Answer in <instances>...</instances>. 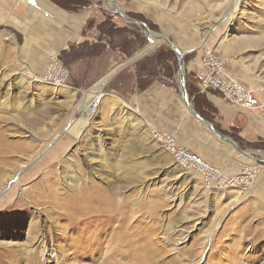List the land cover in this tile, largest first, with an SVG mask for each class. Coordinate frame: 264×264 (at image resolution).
Wrapping results in <instances>:
<instances>
[{"label": "rangeland", "instance_id": "374dc122", "mask_svg": "<svg viewBox=\"0 0 264 264\" xmlns=\"http://www.w3.org/2000/svg\"><path fill=\"white\" fill-rule=\"evenodd\" d=\"M54 1L70 13H91L83 29L88 42L71 44L50 58H58L69 71L68 90L43 79L50 61L41 76L32 75L16 60L17 45L0 32V264H28L32 255H23L38 230L49 231L46 226L54 220L74 234L86 223L64 218L65 206L87 203L100 193L112 205L111 228L130 227L132 243L126 247H135L139 263L264 264V138L243 137L240 126L219 122L208 96L228 101L218 92L203 91L198 72L207 52L222 58L230 75L253 90L257 108L247 110L264 123V0ZM148 30L164 42L153 45ZM166 38L184 50L193 108L235 145L217 136V153L204 152L201 139L192 144L189 128L170 124L168 101L161 95L133 108L105 84L98 112H90L91 102L85 107L86 92L99 81L80 84L89 82L110 57L115 62L109 73L117 70L110 80L132 65L141 83L171 84L180 98L179 56ZM124 77L130 80L131 75ZM158 128L167 133L180 129L182 145L213 164L217 156L222 161L217 166L239 183L206 186L163 147ZM51 140L55 143L41 153ZM225 153L233 160L223 159ZM18 172L19 178H11ZM47 235L50 247L55 245ZM121 255L113 256L112 264L136 262L128 252ZM39 258L37 264H61Z\"/></svg>", "mask_w": 264, "mask_h": 264}, {"label": "crops", "instance_id": "0c3cea01", "mask_svg": "<svg viewBox=\"0 0 264 264\" xmlns=\"http://www.w3.org/2000/svg\"><path fill=\"white\" fill-rule=\"evenodd\" d=\"M89 18H91V13L88 11L70 13L54 0H0V32L3 33L1 37L9 36L12 45L14 43L17 45L16 60L23 63L35 77L43 74L52 55H61L71 44L81 46L86 43L87 37L83 36V29ZM114 62L115 59H111V57L104 63L102 62V65L97 68L96 74L90 75L89 82H84L80 86L92 85L103 79L112 70ZM200 70L201 68H198L199 76ZM126 74L131 75L130 80L125 79ZM106 84V86L110 84L109 90L112 93L121 95L124 101L133 108H142L148 99L163 96L168 101L167 119L170 124L179 128L185 125L189 128V141L193 144L195 142L192 141L203 140L201 144L204 147V152L208 150L220 152L221 145L217 141V137L205 123H201L196 116L194 117L185 110L182 102L188 109L189 106L186 105L182 92L181 99L177 96L176 88L173 85L160 80H153L149 84L141 83L140 77L132 65L124 67L114 79H109ZM208 98L210 104L217 111V115L221 116L219 122L228 128L240 126L243 137L252 136L255 140L259 137L264 138L263 120L255 118L256 116L250 117V114H255L254 111L229 105L230 103L224 102L215 94H210ZM228 106L237 109H229ZM189 111L191 110L189 109ZM157 130L164 133L169 132L161 128ZM175 133L179 144L182 145L181 142L184 140L182 132L179 129V132L175 131ZM215 157L216 163L222 162L217 156ZM224 158L233 160L231 154L225 153ZM216 163L215 165H217Z\"/></svg>", "mask_w": 264, "mask_h": 264}, {"label": "bare ground", "instance_id": "6f19581e", "mask_svg": "<svg viewBox=\"0 0 264 264\" xmlns=\"http://www.w3.org/2000/svg\"><path fill=\"white\" fill-rule=\"evenodd\" d=\"M150 36L153 41V45H158L164 42L163 39H160L159 37L153 35V33ZM182 53L184 54V50L182 51ZM116 71V69L111 71L94 87H92L89 91L86 92L85 99L87 100V102L85 107L89 104V102L92 101L93 98L99 97L102 88ZM57 84L62 85V87H64V90H68L66 85L59 83H55L54 85ZM174 134L176 135V133ZM53 143H55V141L51 140L48 145L41 149V153L48 150L53 145ZM20 174L21 172H18V174L13 173L11 175V178H19ZM106 196H104L103 193L93 194L89 198L87 203H80L74 201V204H67L65 206V211L62 214L64 218H68V220L71 222L74 221L78 223H86L85 226L76 230L75 233L71 236L68 235V231L65 228V224L63 222L56 223V220H54L55 222L53 221L50 225L46 226V228L48 227L49 231H46L45 229L41 230V228L39 227L40 229L38 230L36 237H34L36 241H34L27 253H23V256H25L26 254L27 256L32 255L29 256V259L27 258L29 262L28 264H37L36 259H38L39 256L44 258V262L53 260L55 262H60L61 264H112L111 258L113 256H119L122 254L121 256L125 257V252H128L129 255H132L131 257H135L136 262H134V264H145L139 263V257H137L138 254L135 251V247L134 249H129L126 247V245H130L128 242L131 241V238H128V233H130V227L122 225L111 228V226L109 225L110 221L112 220V217L109 212L112 205L111 203H109V199ZM92 217H97V219L94 220V222H88V220H90ZM125 217H122L123 221H125ZM60 230L62 231L61 233ZM43 231H45L46 234H44ZM48 232L51 235L52 242L54 241L53 243H56L55 245L53 244V246L51 247L49 245L50 240L47 239ZM73 245H75L76 249L74 250V252H70V249L73 247ZM117 245H123L126 249L121 247H119L118 249ZM118 250H122L119 255ZM67 251H69V253L64 256V253L62 252ZM17 256L19 255H16V257ZM20 261L22 260L20 259Z\"/></svg>", "mask_w": 264, "mask_h": 264}, {"label": "built area", "instance_id": "2783aa9c", "mask_svg": "<svg viewBox=\"0 0 264 264\" xmlns=\"http://www.w3.org/2000/svg\"><path fill=\"white\" fill-rule=\"evenodd\" d=\"M68 77L67 68L58 58H52L43 79L49 83L65 84ZM200 86L203 91L220 93L226 101L233 105L244 109L257 108L253 90L234 79L225 61L214 53L207 52L202 59ZM100 102L101 98L92 100L90 112L96 114ZM156 135L176 162L184 169L200 175L206 186L229 188L239 183V178L227 176L217 165L207 161L197 152L180 145L174 133L157 132Z\"/></svg>", "mask_w": 264, "mask_h": 264}, {"label": "water", "instance_id": "95a60500", "mask_svg": "<svg viewBox=\"0 0 264 264\" xmlns=\"http://www.w3.org/2000/svg\"><path fill=\"white\" fill-rule=\"evenodd\" d=\"M119 12L127 17L129 20L133 21V22H138L135 19L130 18L129 16L126 15V13L119 8ZM148 32L150 33V35L152 34L151 31L148 30ZM167 43L172 47L173 50H175L179 56V65H178V74H179V78H180V83H181V92H182V97L186 103L187 106H189V109L192 111V113L203 123H205L213 132V134L215 136H217L218 138H220L223 141H226L228 143H233L235 145V143L227 136L219 133L215 127L209 122L207 121L205 118H203L198 112H196V110L191 106L190 101H189V95L187 92V88H186V79H185V53H182V50L179 49L173 42H171L169 39L166 38Z\"/></svg>", "mask_w": 264, "mask_h": 264}, {"label": "trees", "instance_id": "16d2710c", "mask_svg": "<svg viewBox=\"0 0 264 264\" xmlns=\"http://www.w3.org/2000/svg\"><path fill=\"white\" fill-rule=\"evenodd\" d=\"M196 108V110L198 111V113L203 117V118H205L207 121H209V118L208 117H206V115H204L197 107H195Z\"/></svg>", "mask_w": 264, "mask_h": 264}]
</instances>
